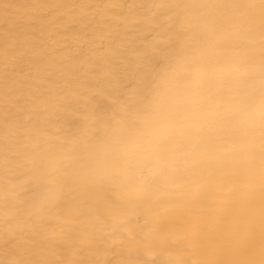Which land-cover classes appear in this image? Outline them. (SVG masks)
<instances>
[{"label": "bare ground", "instance_id": "obj_1", "mask_svg": "<svg viewBox=\"0 0 264 264\" xmlns=\"http://www.w3.org/2000/svg\"><path fill=\"white\" fill-rule=\"evenodd\" d=\"M208 54L264 65V0H0V264H264V128L131 168Z\"/></svg>", "mask_w": 264, "mask_h": 264}, {"label": "clouds", "instance_id": "obj_2", "mask_svg": "<svg viewBox=\"0 0 264 264\" xmlns=\"http://www.w3.org/2000/svg\"><path fill=\"white\" fill-rule=\"evenodd\" d=\"M264 128V65L242 55L208 54L178 82L161 106L156 134L135 149L133 171L160 174L173 133L212 134Z\"/></svg>", "mask_w": 264, "mask_h": 264}]
</instances>
